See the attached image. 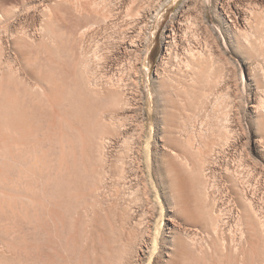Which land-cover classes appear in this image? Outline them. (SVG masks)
I'll return each instance as SVG.
<instances>
[{"label":"bare ground","instance_id":"bare-ground-1","mask_svg":"<svg viewBox=\"0 0 264 264\" xmlns=\"http://www.w3.org/2000/svg\"><path fill=\"white\" fill-rule=\"evenodd\" d=\"M169 1L0 0V210L24 218L40 209L56 217L58 201L48 204L36 189L41 179L42 192L83 201L85 218L86 209L89 217L103 211L106 222L95 217L92 229L109 223L111 240L120 243L127 230L126 243L133 234L125 226L128 215L119 216L118 228L110 219L131 181L144 175L143 163L152 174L161 149L166 176L161 183L154 179V194L159 198L163 190L169 206L168 264H264V0H214L217 25L202 10L195 21L209 36V49L195 32L186 36L184 4L165 25L149 84L141 70L147 33ZM235 50L251 73L245 78L240 68L245 100L223 104L219 95L233 87L236 71L226 51ZM126 57L127 78L117 69ZM220 59L231 67L226 75L218 69ZM233 150H239L237 160ZM49 167L56 171L54 186L43 181ZM1 228L0 257L16 250ZM149 248L140 244L134 256Z\"/></svg>","mask_w":264,"mask_h":264},{"label":"rangeland","instance_id":"rangeland-1","mask_svg":"<svg viewBox=\"0 0 264 264\" xmlns=\"http://www.w3.org/2000/svg\"><path fill=\"white\" fill-rule=\"evenodd\" d=\"M115 1H117V0H115ZM204 1L205 0H197L193 4L192 0H170L168 4H166L162 7L159 14L155 18L152 19V25H151L152 27L150 29V33H147L148 37L150 39L148 40L149 42H147V44H145L146 46H144L145 50H146V48H148L147 59H143V63L141 65V70L147 71L148 80L146 82H148L150 84L151 80L153 79L155 69H156L157 64L160 60V57L162 55V51H163L162 32L165 28V25L168 23L171 16L175 12L179 11L180 8L182 6H184V4H185V6H187V8H186L187 18H186V21L184 24V26L187 25V26H185V28H186L185 30H187L186 36H188L189 38L191 37L190 34H188V31L189 32H195V35H197L196 36L197 39L199 38L198 40L200 41V45H203V42L206 41V46H207L206 48L209 49V45H207V41H209V39H208L209 36L206 34V32L202 28H200L198 26L195 19H196V16H198V14L201 13V11L204 9H205V16L210 21V24L217 25V18H215V16H214V14H215V10H214L215 9V1L211 0L212 2H211L210 6H204V4H203ZM62 5L65 7L67 6L66 3H62ZM188 27H190V29ZM102 33H98L97 38L103 39ZM221 50L224 51L225 48L223 49L221 47ZM226 53H228L230 55V59H231L232 63L235 64L234 66L236 67L235 68L236 71H235L234 76L231 78V83H232L233 87L231 86L230 88H228V90L224 89L222 91V93L219 95V98H220V96L222 97L221 102L223 104L229 103L231 101L240 103V102H243L245 100L244 97L242 98L241 96H239L242 92V82H241L242 80H241V74L239 73L240 68L242 69L245 78H246L247 72H248V74L251 73L250 72L251 69L248 67V63L244 64L245 62H242V57L239 55L240 53L237 52L236 50L233 51V53H231V54L227 51H226ZM215 55L218 56V54H215ZM216 56H215V58H216ZM130 61H131V58L126 57L124 60L119 62L117 65V69L119 71L124 70L123 73H125L124 75L126 78L128 77V75L130 73L129 71H127V68H126V67H128ZM173 61H174L173 59L170 60V62H173ZM127 62H128V64H127ZM217 62H219L217 65L220 64V66H219L220 68H218V66H217V68L222 73H224L226 75L229 72V68H231V67H227V66H230V65H228V64L226 65L225 61L222 59L218 60ZM222 64L224 65V66H222L223 68L221 67ZM227 69H228V71H227ZM126 72H128L127 73L128 75L126 74ZM247 80L248 79H245V81H247ZM146 82H143V80H141L140 87H141V90H143V91H145V87H144L145 85H143V84L144 83L146 84ZM234 82H236L235 85L233 84ZM221 90H222V88H221ZM225 90L227 92V93L225 92L226 94L224 93ZM235 91H237V92H235ZM233 97L236 99H233ZM132 113L135 114L136 111H134ZM150 114H151V112H150ZM142 115L144 118V122H146V120H147L146 110L142 111ZM242 116L244 118H247L248 113L244 110V112L242 113ZM160 150L161 149H158L157 151L155 150L156 158L153 159V164H152L153 165V167H152L153 172H152V174H148V170H147L148 168H147L146 164L143 163L142 168L144 171V175L142 174V176L139 175L138 177H136L134 180H132L133 183L131 181L132 184L130 183V186L128 187L129 189L127 191V195H125L126 197L124 198V201L121 202L122 204H120V202H119L118 207H116V211L114 214V215H116L115 220H114V217L112 215L110 217L108 216V219L113 217L112 220L114 222L111 219H110V222L112 223V225L115 226V228H118V225H119L118 220L120 218L119 216L122 215L124 217V214H127L128 215L127 217H129L127 220L129 222H127L125 226L128 227L129 225H131V227L130 226L128 228L126 227V229L131 228V231L133 230L132 231L133 234L131 236L134 239V241H132L133 239L131 238L130 241H128V239H127V242L126 243L124 242V241H126L125 239L127 237V233H126L127 230H126L123 233V238H121V241L124 240L123 243L121 242L123 245H122V247H119L120 246L119 245V243H120L119 239H117L114 235H112V237L114 236L113 237L114 239L116 238V241H115L116 243L114 242V239L111 240V237H110L111 230L109 228V223H103V224H101L102 227L98 226V227H96L95 230L92 229L93 226L91 225V219L99 216L101 219H104V221L106 222L107 218H105V213H103V216L101 214L103 211L96 212L95 216L91 215L89 217L88 210L86 209L85 211H86L87 216L85 218L84 208H87V205L84 204L83 201H82V203L84 205L79 200H76L74 198H67V199L65 197L55 198L56 195H54L52 193H50L52 195L51 196V195H49V193L42 192L43 191L42 187H44V182L42 184V180L39 179V181L37 180V183L38 184L41 183L43 186L40 187V184L38 185L36 183L35 186H36L37 191L40 194L44 195V198H46L45 200L47 201L48 204H51V202H57L58 201L60 209L58 206L57 215L53 219L49 215H47L43 211H41L40 209L39 210L37 209L35 211L30 210L27 217H24V218H23L22 214H17V213L12 214L11 212L9 213V211L6 208L0 210V220H3V221H0V226L2 227V228L1 227L0 228L4 229V230H2V232H3V234H5L4 236H5L6 240L8 239L10 241L9 242L7 240L8 243L12 244V246H15V249H16L13 251L15 253H11L13 256L11 254L8 255L9 252L5 253L7 256V260H8V256H9V257H11V259L12 258L14 259V261L12 260L14 263L12 261H10V259H9L10 263L12 262L13 264H116L115 261L118 262V260H120V258H118V257L121 256V253L125 252V250H126L125 254L127 253V251H129L127 253L129 258L127 257V254L125 255L123 253L125 256L123 255V256H121V258L124 257V258H122L124 260L119 261L120 263L122 262V264H168L167 250L169 248V238L167 236L166 223H167V216L169 213V206L165 202L166 196H165V194H163V190L162 191L160 190L161 196L159 198H156L155 194H154L155 193L154 192V179L155 180L159 179V182L161 183L162 181L165 180V176H166V174H165L166 173V167L164 164L163 152ZM238 156H239V150H235V151L233 150L231 152V158H234L233 160H237ZM10 168L12 170L16 169L14 167H10ZM50 170H51V168L49 167L47 169L48 173L47 172L44 173V175H43L44 179L42 178L43 181L49 179V182H51V180H53V176H55V175H52V174H55L56 171L54 172V170H52L50 172ZM64 172L65 171H63V172L61 171L60 173L65 174ZM129 173L131 174L132 171H130ZM49 175L50 176L52 175V176L50 177ZM132 177H134L133 173H132ZM159 177H162V178H159ZM55 181L56 180H54V182ZM54 182L53 183L51 182V185L54 186V184H55ZM144 186L148 189V190L146 189L147 194L143 190ZM38 188L40 189V191ZM130 193H131V195L129 196ZM163 196H164V198H163ZM57 197H59V196H57ZM70 199H72V201H70L71 203L69 202ZM73 199L76 201H79L81 203V206L79 204V206H80L79 207L77 205L79 202L75 203V201ZM67 201H68V204L66 203ZM100 201H101V198H99L98 202L100 203L101 206H103L102 204H104V203L100 202ZM150 201H151V203H150ZM62 202H63V205H62ZM123 203L126 205L128 204L130 207L128 205L127 206L124 205ZM123 205H124V207L126 206L129 209H127L126 207L123 208ZM61 206H63V208H61ZM104 206H105V204H104ZM120 207H122V208H120ZM66 208L68 210H66ZM64 209H65V211H64ZM74 209H76V211ZM123 209H124V211H123ZM131 209H132V211H131ZM144 211H145V213H144ZM36 214H37V216H36ZM7 216H8V218H7ZM16 216H18V217H16ZM9 217H10V219H9ZM138 217H140V218H138ZM4 218L6 220H4ZM88 218H90V219H88ZM42 219H44V220H42ZM81 219L83 220V222H81ZM84 219H87L88 222L86 220H85L86 221L85 222ZM19 220H21L22 222H20ZM57 220H59V221H57ZM68 221H69V223H68ZM5 222H7V223H5ZM107 222H108V220H107ZM24 223L26 226L24 225ZM46 224H48V225H46ZM67 226H68V228H67ZM88 226H90V227H88ZM104 226H105L106 230H105V228H103ZM6 227H7V229H6ZM102 229L105 231V233L107 230L110 231L109 234H105ZM8 230H9V232H8ZM13 230L15 232H13ZM134 230H136V231H134ZM94 231H96V232L94 233ZM113 231L117 232L115 229ZM10 232H13V234H11ZM139 233H141V234H139ZM163 233L165 235H163ZM116 234L117 233H115V235ZM16 235L17 236L20 235V236L17 237ZM148 235H150V236H148ZM10 236H11V238L9 239ZM13 236L16 238H14ZM94 236L95 237L98 236V237L94 239ZM12 238H13V240L14 239H16V240L13 241ZM22 238H24V239H22ZM21 239L25 240V241H19ZM51 239L54 242H52ZM84 239H85V241H84ZM47 240H49V241H47ZM107 240L108 241L110 240V241L108 242ZM15 241H16V244H15ZM17 241L20 244H18ZM90 242L92 244H90ZM112 242L115 244H113ZM135 242H137V243H135ZM142 242L148 243L150 248L147 251H145V253L143 254V256H141V258H136L134 256V250L140 244H143ZM128 243H129V245H126ZM22 244H23V246H22ZM28 244H30V245H28ZM104 244H107L109 247L106 251L103 248ZM89 245H92V247H90ZM116 245H119V246H116ZM136 245H138V246H136ZM81 246H82V248H80ZM112 246H114V247H112ZM125 246H127V247H125ZM25 247H28V248H25ZM100 249H103L104 254L102 252H100V251H102ZM90 250H92V251H90ZM118 250H120L121 252ZM122 250H124V251L122 252ZM27 251H29V252H27ZM107 251H108V255H110V253H112L111 256L106 255ZM114 251H115V255L118 253H120V254H118L114 257V255H113ZM91 253H94V254H91ZM4 255H2L0 257V263L1 264L4 263V260L6 259V256H4ZM106 256H107V258H106ZM108 257L109 258L112 257L113 261L114 260L115 261L112 263L111 262L112 260L109 261ZM15 258H17V259H15ZM1 260L3 262H1ZM7 260H5V261H7ZM16 262H18V263H16ZM6 263L10 264L8 261Z\"/></svg>","mask_w":264,"mask_h":264}]
</instances>
